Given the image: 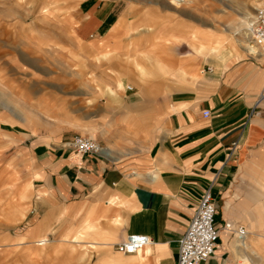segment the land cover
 I'll return each mask as SVG.
<instances>
[{
	"label": "crops",
	"instance_id": "0c3cea01",
	"mask_svg": "<svg viewBox=\"0 0 264 264\" xmlns=\"http://www.w3.org/2000/svg\"><path fill=\"white\" fill-rule=\"evenodd\" d=\"M81 5L75 41L94 53L121 47L134 34L128 4L85 0ZM143 32L150 31L134 36ZM257 47L255 57H241L226 47L219 55L208 52L187 63L188 54L162 63L151 50L144 55L150 66L138 63L143 76L160 71L172 77L180 68L178 74L187 78L192 68L200 77L166 79L151 89L128 86L124 97L111 95V85L100 83L115 105L98 98L94 108L71 113L69 124L50 129L29 125L27 132L37 135L13 160L22 180L31 183L17 236L30 241L26 244L39 240V248L69 237L89 248L86 258L78 253L80 263L83 256L92 264H177L179 240L203 192L211 189L215 224L222 231L214 256L202 264H259L256 256L264 252V61L254 58L264 57V46ZM205 52L202 48L197 54ZM176 80L182 85L176 86ZM91 91L99 92L95 84ZM107 102L118 112L113 122L106 121L112 118L110 108L104 112L102 107ZM82 133L97 134L95 140L110 156L79 155L61 146ZM119 134L134 143L115 139ZM227 223L244 227L245 239L223 230ZM129 235L147 236L150 244L136 254L118 251Z\"/></svg>",
	"mask_w": 264,
	"mask_h": 264
},
{
	"label": "rangeland",
	"instance_id": "374dc122",
	"mask_svg": "<svg viewBox=\"0 0 264 264\" xmlns=\"http://www.w3.org/2000/svg\"><path fill=\"white\" fill-rule=\"evenodd\" d=\"M84 1L0 0V264H32L36 260L51 264L53 259H57L54 264H92L82 261L88 255V246L76 245L69 237L60 245H50L48 241V245L39 248L36 245L39 240L26 244L29 240L17 236L22 231V211L24 203L29 201L31 183L22 180L13 160H18L20 148L37 135L36 130L32 136L27 132L29 125L50 129L69 124L71 113L94 108V100L98 98L106 97L115 105L114 96L107 97L100 83L111 85L107 89L111 95L124 97L128 86L151 89L152 84L167 83L166 79L200 77L198 70L192 68L187 78L178 74L180 68L173 70L172 77L154 70L151 76H143L138 63L149 65L144 55L151 50L154 53L150 54H156L162 63L188 54L183 60L187 63L196 57L219 55L226 47L235 49L241 57H255L246 54L235 38V31L229 27L235 25L241 30L243 23H247L245 29L249 33L251 20L264 8V0H188L189 4L183 3L179 8H166L163 1L120 0L131 7L133 17L129 26L134 34L130 32L121 47L97 54L75 41L78 12ZM140 30L150 32L134 36ZM220 33L222 37H218ZM242 39L253 43L251 36L249 40L243 36ZM214 43L221 47L213 49ZM202 48L206 52L199 56L197 51ZM254 59L264 61V57ZM175 82L176 86L182 85L180 81ZM94 84L98 94L91 91ZM93 93L97 95L94 98ZM109 106V102L102 105L104 112ZM110 113L112 118L106 121L113 122L118 112L110 108ZM81 135L95 140L97 134ZM117 137L134 143L125 134L115 139ZM73 139L64 141L61 146ZM144 140L149 141V138L144 137ZM78 253L85 257H80L81 263L76 260ZM256 258L260 259L259 264H264V252L259 250Z\"/></svg>",
	"mask_w": 264,
	"mask_h": 264
},
{
	"label": "built area",
	"instance_id": "2783aa9c",
	"mask_svg": "<svg viewBox=\"0 0 264 264\" xmlns=\"http://www.w3.org/2000/svg\"><path fill=\"white\" fill-rule=\"evenodd\" d=\"M249 34L254 44L264 45V8L259 9L251 20ZM131 91L132 88L130 87ZM209 113L206 112L205 116ZM64 148L79 155L109 157L110 150L91 137L76 136L64 144ZM216 206L211 189L203 192L199 205L185 234L179 240L177 264H202L211 259L217 249L221 229L215 224ZM223 230L234 231L239 239H245L247 230L227 223ZM150 244L144 235H129L125 242L118 246V251L125 254H136Z\"/></svg>",
	"mask_w": 264,
	"mask_h": 264
},
{
	"label": "bare ground",
	"instance_id": "6f19581e",
	"mask_svg": "<svg viewBox=\"0 0 264 264\" xmlns=\"http://www.w3.org/2000/svg\"><path fill=\"white\" fill-rule=\"evenodd\" d=\"M153 1H155V2L163 1L166 8H170V7L179 8V7L182 6L183 3L189 4L188 3L189 2L188 0H153ZM197 1H199V0H197ZM221 1L228 2L230 0H221ZM246 24L247 23H245L242 26V29L241 30L240 29L238 30L235 26L234 27H231L230 26L229 28L231 29V31L232 30L235 31V38H236V40L238 41V43H240V45L242 44L243 49L247 52V54H249L250 56L258 55L259 52H258L257 45H254L252 42H249V43H248V41L245 42L244 39H242V36L245 37V39H248L250 37V34L247 32L248 30L245 29ZM258 46H260V45H258ZM40 244L45 245V243H40Z\"/></svg>",
	"mask_w": 264,
	"mask_h": 264
}]
</instances>
